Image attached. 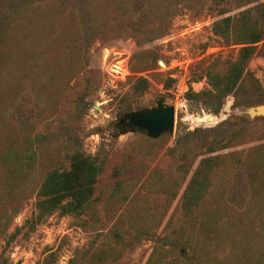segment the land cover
<instances>
[{
  "label": "rangeland",
  "instance_id": "1",
  "mask_svg": "<svg viewBox=\"0 0 264 264\" xmlns=\"http://www.w3.org/2000/svg\"><path fill=\"white\" fill-rule=\"evenodd\" d=\"M223 9H250L264 31V0H0L3 229L26 224L45 175L69 168L75 151L106 159L88 213L54 214L28 236L25 228L5 252L8 264H74L93 243L113 241L127 210L140 224L161 218L160 227L139 242L134 229L125 233L122 255L106 264H148L159 252L155 264H264V117L234 112L264 103V40L237 92L186 99L190 88L211 89L207 73L226 72L238 57L240 46L213 32ZM139 77L150 82L140 97ZM161 98L175 107L172 135L152 139L121 123ZM237 131L245 136L236 142ZM210 158L212 184L188 215L185 192ZM5 245L1 237L0 256Z\"/></svg>",
  "mask_w": 264,
  "mask_h": 264
},
{
  "label": "trees",
  "instance_id": "2",
  "mask_svg": "<svg viewBox=\"0 0 264 264\" xmlns=\"http://www.w3.org/2000/svg\"><path fill=\"white\" fill-rule=\"evenodd\" d=\"M230 9H223L220 12L221 18L215 21L213 32L215 35L221 36L227 42L240 46L238 57L233 61L226 72H208L207 77L211 89L207 91L196 92L192 88L186 93L187 100L207 101L218 97L224 99L233 92L240 89L241 83L246 76L250 61L254 56L259 54V44L264 40V31L259 27V24L253 21L251 10L247 9L237 14H229ZM150 82L144 77H139L133 85V90L138 97L143 96L149 89ZM246 129V128H245ZM240 131L234 135L236 142L240 136ZM244 134V131H242ZM242 134V135H243ZM245 136V134H244ZM231 143H234L233 140ZM225 145V144H224ZM227 148L228 146H223ZM216 148H211L215 151ZM31 161L32 155L27 157ZM215 158H210L203 162L201 167L194 172L193 178L184 195V213L191 215L195 212V208L201 205L208 189L212 184V170L216 167L212 161ZM106 159L99 155L87 154L84 151H75L70 156V167L65 169H52L44 177L40 187L36 193L35 211L30 219L26 221L23 227L16 228L15 232L7 234L9 224L3 229V222L0 217V238L5 237L6 245L3 254L0 256V264H8V258L5 257V252L17 240L18 236L26 228L25 235L28 236L34 232L37 227L45 222L48 217L57 214L60 217L74 216L82 219L88 213L94 201L95 190L101 175L104 172ZM119 170L116 171V176H119ZM123 182L117 181L114 185L115 191H122ZM123 197L122 202L128 200L129 192ZM115 193V192H114ZM135 197V196H134ZM7 212V211H6ZM126 215H121L115 222L111 234L112 242L104 243L100 247L93 243L88 249L81 253L79 258L80 264H106L113 260V257L118 258L122 255L125 233L134 229V242H139L142 239L153 237L155 231L153 228L160 227L161 218H156V223L151 222L148 217H143V224L138 220V213L127 210ZM127 220H124V219ZM87 227L88 223L81 224ZM153 225V226H151ZM143 226H146L145 228ZM130 229V230H125ZM136 228V229H135ZM114 242V243H113ZM183 242L190 246L191 238L186 235ZM113 243V244H112ZM158 253V252H157ZM154 260H149L148 264L160 263L162 255ZM56 253L50 254L45 260L46 263L55 261ZM52 258V259H50ZM72 260L74 264H78V260ZM85 262V263H84ZM165 264V262H164Z\"/></svg>",
  "mask_w": 264,
  "mask_h": 264
},
{
  "label": "water",
  "instance_id": "3",
  "mask_svg": "<svg viewBox=\"0 0 264 264\" xmlns=\"http://www.w3.org/2000/svg\"><path fill=\"white\" fill-rule=\"evenodd\" d=\"M235 113L249 119L264 117V103L237 107ZM175 107L166 103L165 98L157 101L156 106L125 114L123 123L131 127L132 132L145 133L152 139H158L165 134H173L175 130Z\"/></svg>",
  "mask_w": 264,
  "mask_h": 264
},
{
  "label": "flooded vegetation",
  "instance_id": "4",
  "mask_svg": "<svg viewBox=\"0 0 264 264\" xmlns=\"http://www.w3.org/2000/svg\"><path fill=\"white\" fill-rule=\"evenodd\" d=\"M123 119V118H122ZM121 123H123V121L121 120Z\"/></svg>",
  "mask_w": 264,
  "mask_h": 264
}]
</instances>
